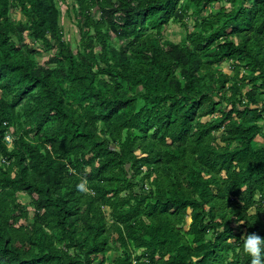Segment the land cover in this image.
I'll return each mask as SVG.
<instances>
[{"label": "trees", "instance_id": "1", "mask_svg": "<svg viewBox=\"0 0 264 264\" xmlns=\"http://www.w3.org/2000/svg\"><path fill=\"white\" fill-rule=\"evenodd\" d=\"M78 1L90 51L62 39L56 0H0V264H93L105 207L115 264H251L233 223L264 236V0H187L179 41L163 30L182 0Z\"/></svg>", "mask_w": 264, "mask_h": 264}, {"label": "rangeland", "instance_id": "2", "mask_svg": "<svg viewBox=\"0 0 264 264\" xmlns=\"http://www.w3.org/2000/svg\"><path fill=\"white\" fill-rule=\"evenodd\" d=\"M57 1V5L60 8L61 14H60V20H59V26L61 29V35H62V39L65 40L67 43H69V45L71 46V48L73 49L74 52H77L78 49L81 47V42H82V37L83 38H88L91 34L94 33L93 28L91 27V24L86 23V18H85V14H84V10L80 7L81 3L78 0H56ZM191 3H189V1L187 0H182L181 4H180V8L181 10H183V21L185 22L184 24L181 21H172L171 23H169L168 25L165 26L164 30H163V38L164 39H171L173 41H179L181 39H184L186 36V33L188 31V28H192L194 22L197 20V15H195L194 13V8L191 5ZM226 6H229L228 2H225ZM215 7L218 8L219 4L216 3ZM11 18L13 20H17V19H21L22 18V14L20 13V11L18 9H13L11 10ZM209 11V9H208ZM207 10L204 11V14H206L208 12ZM90 12L93 13V16L95 19H99L100 17V11L98 9L97 6H91L90 7ZM200 19V18H199ZM114 37L116 36V34L112 31ZM33 43V39L28 35V32L24 33L23 36V40L18 42L19 47H28L29 45H31ZM36 46L38 48H42L43 45L42 43H36ZM82 50L85 51H90L91 47H81ZM37 59H38V63L39 65H44V64H53V57L55 56V48H52L48 51H39L37 53ZM220 69H222V71L224 72H228L229 74H233L232 71V62L231 60L227 59L224 60L219 66ZM249 82V81H247ZM251 84L248 83V88H251ZM262 88H259V91H261ZM24 118V116H22ZM204 120L203 118L199 119V120H195L193 123V127H195L196 121H201ZM53 125H55L56 123L52 122ZM261 124L264 127V120L261 121ZM16 128V127H15ZM223 133V131H219L217 133V136H220ZM34 134V133H32ZM126 138V131L124 130L122 132V137L118 140L119 142H121L122 140H124ZM257 140L259 142H261L262 137L258 136ZM10 147H12V144L9 143L8 144ZM136 152H139L138 149L136 150ZM129 193V189L125 190L122 194L125 196ZM36 196V195H35ZM260 196H257V198H259ZM18 202H21L23 204V206L25 208H27V210L29 211V218L31 219L33 216V210H34V204L31 201V197L28 194H21L20 197L18 198ZM105 211H106V215L108 217V222H107V232L109 234L110 237V241H111V248L110 250H108L104 257L101 255L99 258H97L93 264H98L100 262V260H102L104 258L105 264H115L116 259L118 256L122 255L123 252L121 250V248H117L119 241L114 240L117 238V231L116 229V221H113L112 217L110 216V209L105 207ZM251 214H253L255 212V210L252 208L249 211ZM208 220V219H207ZM191 221L190 216H186V221L184 223V228L185 230H188L189 228V223ZM23 222H27L24 221V219H20L18 224L23 223ZM239 223H233V227H234V232L236 234H241V237L245 234L248 233V227L246 226H240L238 225ZM238 225V226H237ZM71 252H74V250L72 249ZM142 254V249H139L137 251L133 252V256H140ZM138 260L134 259V263L137 264Z\"/></svg>", "mask_w": 264, "mask_h": 264}, {"label": "clouds", "instance_id": "3", "mask_svg": "<svg viewBox=\"0 0 264 264\" xmlns=\"http://www.w3.org/2000/svg\"><path fill=\"white\" fill-rule=\"evenodd\" d=\"M241 238L244 251L251 256V264H264V236L251 232Z\"/></svg>", "mask_w": 264, "mask_h": 264}, {"label": "built area", "instance_id": "4", "mask_svg": "<svg viewBox=\"0 0 264 264\" xmlns=\"http://www.w3.org/2000/svg\"><path fill=\"white\" fill-rule=\"evenodd\" d=\"M5 137H6V140L8 141V144L12 142V133L11 132H8Z\"/></svg>", "mask_w": 264, "mask_h": 264}]
</instances>
